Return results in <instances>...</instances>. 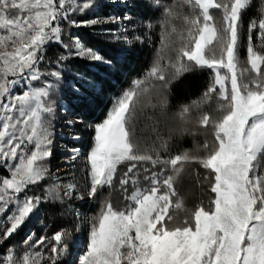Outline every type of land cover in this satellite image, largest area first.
<instances>
[{"label": "snow or ice", "instance_id": "1", "mask_svg": "<svg viewBox=\"0 0 264 264\" xmlns=\"http://www.w3.org/2000/svg\"><path fill=\"white\" fill-rule=\"evenodd\" d=\"M144 2L159 13V47L143 78L114 100L100 123L89 125L94 136L85 157L87 183L78 186L58 173L81 157L80 148L68 143L80 140L76 126L83 120L74 112L97 81L71 61L115 65L71 30L99 26L94 34L110 42L145 43L147 35L127 36L133 20L127 9L135 0H0V264H264V51L258 50L264 49V14L249 22L241 68V25L251 0ZM105 4L126 11L97 15ZM88 13L92 18H77ZM178 19L184 25L179 31ZM139 23L146 33L155 27L151 17ZM204 71L209 86L175 113L188 124L193 109L215 101L217 118L204 111L194 128L181 130L206 137L197 154H170L172 135L163 137L155 125V139L147 137L151 146L142 149L136 125L141 116L152 119L145 109H166L171 85ZM58 137L64 141L61 165L53 171ZM193 175L214 194L208 208L201 201L187 209L178 193L176 186ZM117 179L120 208L108 197L99 199ZM85 193L89 204L100 203L91 215L71 204L83 202ZM43 205L59 206L61 214L88 225L74 260L79 228L51 236L31 232L19 245L10 243Z\"/></svg>", "mask_w": 264, "mask_h": 264}, {"label": "trees", "instance_id": "2", "mask_svg": "<svg viewBox=\"0 0 264 264\" xmlns=\"http://www.w3.org/2000/svg\"><path fill=\"white\" fill-rule=\"evenodd\" d=\"M171 2V0H159L160 5H167ZM138 7V15L142 19H146L151 17L153 22L155 23L159 13L152 11L148 5L142 0V2H137ZM264 14V0H251L250 8L247 10L246 15L243 16L242 25H241V47H240V58H241V68L246 67L244 63L246 59V45H247V29L251 19L256 18L259 20L261 15ZM178 31L184 27L183 21L178 19L174 21ZM219 23V20H218ZM141 32L143 33V37L146 35L148 39L145 43L141 45L136 44V55L133 57H128L126 59V63H122L120 65V70L123 71L125 77L121 80V77H116L115 85L107 82V86L109 89H116L115 96L118 93H123L132 87V82L138 78H143L147 70L152 64L153 56H154V48L159 47L160 42V28L159 24L155 23L154 29L150 33H146L144 27L142 26ZM85 32L80 30L78 35L88 44L90 47L99 48L101 53L104 54L106 58L111 59L113 62L116 59L108 53V48L105 47L101 42L96 41L94 37H90L88 35H84ZM170 42L175 40V36L169 38ZM96 42V43H95ZM253 43L256 44L258 41L256 40V32H253ZM259 51H264V49H258ZM73 68L76 71L83 72L87 71L85 67L74 65L71 61ZM93 78L97 83H100L101 86L105 83V80L98 76L93 75ZM210 78L209 72H194L185 74L178 81L174 82L170 87V94L168 95V105L166 109H162L157 107L155 110L151 108L145 109V111L152 116L151 120L146 119L144 116H141L139 119L136 128H137V136L140 137V144L143 149L145 145L151 146L152 140L147 139V137H152L155 139V134L152 131L153 125H155L157 129V133L167 138L170 134L172 135V139L169 142V152L172 155L179 154L185 150L192 151V154H197L195 152L196 146L198 144L202 145L206 137L202 134H198L196 136L190 134H181V130L183 128H194L195 121L202 112L207 111L213 115L214 118H217L220 113L216 111L217 105L215 101L211 103V105H204L201 109H193L191 112V120L188 124H184L178 118H176L175 113L180 110V106L184 104H191L193 100H197L201 97L202 93L209 86ZM113 94V93H112ZM156 94H153L154 102ZM97 102L100 104L102 101L98 98ZM146 103V101L142 102ZM207 139L211 140V135L209 134ZM163 154V153H162ZM203 155V153H199ZM197 167L198 166H194ZM122 171H126V168H123ZM200 173H203V169H198ZM122 174V172L120 173ZM178 193L180 197L183 198L185 207L187 209L194 210L197 205L203 201V206L208 208L209 198L210 196H214V194L208 193V184L204 183L198 185L194 175L192 177H186L180 184L177 186ZM118 179L116 181V188L109 193L108 189H105L104 194H100L99 199H103L104 197H108L114 207L120 208L124 206L123 196L118 190ZM207 193V194H205ZM78 204V203H77ZM100 207L99 200L95 202L92 207L91 214L98 211ZM44 211L47 214L49 220L53 219V224H63L62 216L59 206H51L45 205ZM184 214L181 213V217ZM52 226V225H51Z\"/></svg>", "mask_w": 264, "mask_h": 264}, {"label": "rangeland", "instance_id": "3", "mask_svg": "<svg viewBox=\"0 0 264 264\" xmlns=\"http://www.w3.org/2000/svg\"><path fill=\"white\" fill-rule=\"evenodd\" d=\"M142 2V0H135V6L127 9L128 13L133 16V20L131 21L129 25V32L127 33V36L130 40H134V35L141 36L143 38V33L141 32V24L139 21L142 19L138 15V7L137 2ZM126 10L124 7L120 4H105L103 7L99 9V12L96 13L97 15H120L121 13L125 12ZM92 13H88L83 16L77 17L78 19H90L92 18ZM131 25H136L135 29L132 28ZM99 26L94 27H84V28H73L71 31L78 35V32L80 30L84 31V35H88L90 37H94L96 41L101 42L105 47L108 48V53H110L116 61L113 62L115 67L109 68L108 66L101 65L100 67H96L93 65H90L85 60H73L74 65L83 66L87 70L86 72H80L91 79L93 78V75H98L102 77L105 80V83L103 86L100 85V83L95 84L94 90H90V92L87 94V99L85 101H78L76 103L75 108V115H78L80 118H82L83 123L78 124L76 127L78 129L80 140L79 141H68V143L75 144L77 147L81 150V157L73 162L71 165L65 164L62 168L60 173L58 175L61 177L63 182L67 181H74L79 185H84L87 183V165L85 161V157L87 156L92 143H93V136H94V129L92 127H89V125H95L97 123H100L105 117L107 112L112 107V104L114 100L119 97L122 93H118L117 96L115 91L116 89H109L107 86V82L115 85L116 83V77H121V80L125 77V73L120 70V65L122 63H126V59L128 57H133L136 55V47L135 45H141V43H135L134 46L128 47L123 41L121 42H110L107 38H101V36L94 34L95 28ZM105 28H116L118 25L113 24H106L103 25ZM134 34V35H133ZM96 43V42H95ZM87 44V43H86ZM88 45V44H87ZM93 48V47H92ZM97 51H99L100 54L104 56L103 53H101V50L97 47ZM126 52L127 55H123L122 53ZM124 73V74H123ZM69 80L73 79L72 76L68 77ZM113 93V94H112ZM100 99L102 103H98L97 99ZM64 141L62 137H58L56 140V149L54 151V155L51 160L52 169L55 171L57 167L61 165V152L60 147H62ZM81 191H84V189L81 187ZM105 190L101 193L104 194ZM39 194V193H38ZM78 203V204H77ZM71 204L81 210L82 213H86L88 215H91L92 207L95 204V202L89 204L87 202V196L85 193V200L83 202L80 201H71ZM44 206L41 208V212L38 216L32 217L26 225L21 229V231L14 236V238L10 241L11 244H17L19 245V242L23 241L24 238L31 232H35L37 236L39 235H48L51 236L53 233H55L57 230L61 228H79L80 231L78 233L74 234L75 238V250L73 252L72 259H75V255L77 252L81 251V246L84 244L86 236L85 232L87 230L88 225L84 222L77 223L76 220L70 216V215H63L62 216V223L63 224H53V219L49 220L47 214L44 211ZM52 225V226H51ZM21 250H23V246L20 245Z\"/></svg>", "mask_w": 264, "mask_h": 264}]
</instances>
